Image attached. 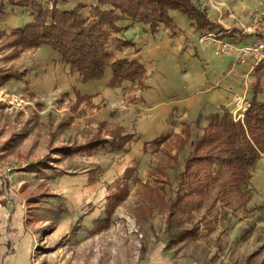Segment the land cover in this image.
Listing matches in <instances>:
<instances>
[{"label": "rangeland", "instance_id": "rangeland-1", "mask_svg": "<svg viewBox=\"0 0 264 264\" xmlns=\"http://www.w3.org/2000/svg\"><path fill=\"white\" fill-rule=\"evenodd\" d=\"M20 4L0 3V264H264V180L254 179L256 166L245 206L218 202L208 211L205 198L198 208L172 209L188 190H179L180 174L200 125L181 151L182 134L146 142L135 125V95L124 88L93 101L69 84L73 70L62 78L58 50L17 43L16 30L34 20L33 5ZM96 4L58 0L57 7L92 19ZM118 126L135 135L123 150L113 148ZM98 132L107 144L56 150Z\"/></svg>", "mask_w": 264, "mask_h": 264}, {"label": "crops", "instance_id": "crops-1", "mask_svg": "<svg viewBox=\"0 0 264 264\" xmlns=\"http://www.w3.org/2000/svg\"><path fill=\"white\" fill-rule=\"evenodd\" d=\"M192 1L221 27L201 32L188 15L177 8L169 10L173 26L159 23L155 29L150 23L124 16L116 22L118 32H111L108 41L111 60L104 75L84 81L70 64L62 62V78L69 79L71 74L66 73L73 70L74 81L71 79L69 84H73L81 95H94L93 101L111 99L114 90L125 88L127 94L138 98L141 106V111L137 109L135 115L139 136L146 142L160 143L165 139L160 140L162 136L182 134L178 149L181 151L191 140L193 128L200 125L199 135L203 133L210 114L232 111L237 94L244 93L251 101L254 84L264 71L263 66L251 71L248 62L239 61L234 52L220 51L214 39L206 35L213 33L219 39L234 40L239 44L250 42L253 34L246 29L250 23L249 12L264 6V0ZM121 58L138 59L144 71L135 78H124L112 84L111 63ZM99 125L107 126V122L102 121ZM121 129L122 126L116 127L115 135H132L133 138L118 150H123L135 137L131 133L121 134ZM255 166L259 172L254 179L264 180V171H261L264 159L260 157ZM250 199L251 194L246 204Z\"/></svg>", "mask_w": 264, "mask_h": 264}, {"label": "trees", "instance_id": "trees-1", "mask_svg": "<svg viewBox=\"0 0 264 264\" xmlns=\"http://www.w3.org/2000/svg\"><path fill=\"white\" fill-rule=\"evenodd\" d=\"M4 1L0 0V3ZM19 1L20 5H33L31 15L34 20L29 21L23 29L16 30L14 34L21 35L17 43L28 47L50 44L58 50L64 62L80 73L84 81L104 75L111 60L108 49L110 31L106 27L110 25L117 29L116 22L124 16L150 23L155 29L159 23L173 26L169 10L177 8L186 13L201 32L220 26L192 0H97L92 19L86 18L78 8L59 10L58 0H46L54 5L52 9H44L39 0ZM105 4H111V9H104L102 5ZM114 9L120 13L116 14ZM47 17L51 19V24L45 20ZM111 67L114 74L112 84L124 78H135L144 71V66L136 58L117 59L111 63ZM261 93H264V87L258 78L243 120H235L230 111L208 116L207 127L193 141V149L184 159L179 190L185 187L188 190L183 196L178 192L172 209L178 207L184 212L185 208H198L201 199L204 201L205 198L211 200L208 211L215 208L218 202L222 206L246 204L250 194L244 187L249 183L257 160L264 153V99L260 98ZM132 138V135H115L112 143L114 148L122 149ZM107 142L97 134L85 143L72 148L58 147L56 150L58 153H65L67 149H71L68 153L78 152ZM251 258L248 257V263Z\"/></svg>", "mask_w": 264, "mask_h": 264}, {"label": "built area", "instance_id": "built-area-1", "mask_svg": "<svg viewBox=\"0 0 264 264\" xmlns=\"http://www.w3.org/2000/svg\"><path fill=\"white\" fill-rule=\"evenodd\" d=\"M250 23L246 29L253 34L250 42L239 44L234 40H223L217 38L213 33L206 34L208 38L214 39L218 49L223 52H234L237 59L243 63H249L251 71L258 66L264 67V6L249 12ZM250 101L243 94H237L231 115L235 120H243Z\"/></svg>", "mask_w": 264, "mask_h": 264}]
</instances>
